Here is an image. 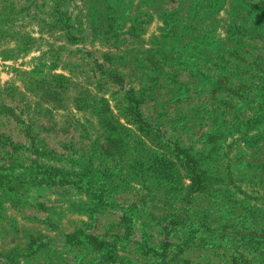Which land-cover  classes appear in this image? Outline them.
<instances>
[{"label":"rangeland","instance_id":"1","mask_svg":"<svg viewBox=\"0 0 264 264\" xmlns=\"http://www.w3.org/2000/svg\"><path fill=\"white\" fill-rule=\"evenodd\" d=\"M0 264H264V0H0Z\"/></svg>","mask_w":264,"mask_h":264}]
</instances>
